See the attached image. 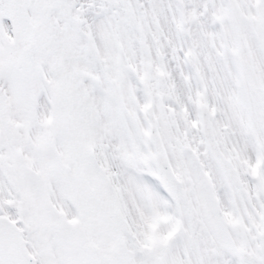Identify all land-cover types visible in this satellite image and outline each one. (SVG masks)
I'll return each mask as SVG.
<instances>
[{
  "label": "snow or ice",
  "instance_id": "obj_1",
  "mask_svg": "<svg viewBox=\"0 0 264 264\" xmlns=\"http://www.w3.org/2000/svg\"><path fill=\"white\" fill-rule=\"evenodd\" d=\"M0 264H264V0H0Z\"/></svg>",
  "mask_w": 264,
  "mask_h": 264
}]
</instances>
